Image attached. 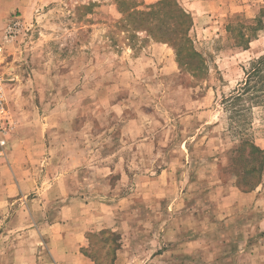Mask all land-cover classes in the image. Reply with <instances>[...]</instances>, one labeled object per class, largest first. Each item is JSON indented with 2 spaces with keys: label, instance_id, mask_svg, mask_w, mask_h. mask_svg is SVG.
<instances>
[{
  "label": "rangeland",
  "instance_id": "374dc122",
  "mask_svg": "<svg viewBox=\"0 0 264 264\" xmlns=\"http://www.w3.org/2000/svg\"><path fill=\"white\" fill-rule=\"evenodd\" d=\"M178 2L197 75L117 0H0V264H264V163H231L242 132L264 154V92L243 126L224 103L264 0Z\"/></svg>",
  "mask_w": 264,
  "mask_h": 264
},
{
  "label": "trees",
  "instance_id": "16d2710c",
  "mask_svg": "<svg viewBox=\"0 0 264 264\" xmlns=\"http://www.w3.org/2000/svg\"><path fill=\"white\" fill-rule=\"evenodd\" d=\"M117 1L121 11L125 12L126 21L141 27V30L155 41L172 46L178 65L191 68L193 75L199 73L200 59L187 36L191 18L178 0H159L146 6V9L132 7L129 0ZM147 23L150 24L149 27ZM263 92L264 57H260L251 62L245 71L244 78L234 91L224 98L226 107L231 110L232 118L234 117L238 125L243 126L244 111L260 103ZM240 136V142L234 149L235 154L231 158V163L240 169L241 178L237 186L242 189H253L260 182L264 154L260 147L244 139L243 132Z\"/></svg>",
  "mask_w": 264,
  "mask_h": 264
},
{
  "label": "built area",
  "instance_id": "2783aa9c",
  "mask_svg": "<svg viewBox=\"0 0 264 264\" xmlns=\"http://www.w3.org/2000/svg\"><path fill=\"white\" fill-rule=\"evenodd\" d=\"M11 124L9 109L5 104L4 91L0 84V152H3L7 135L12 127Z\"/></svg>",
  "mask_w": 264,
  "mask_h": 264
},
{
  "label": "crops",
  "instance_id": "0c3cea01",
  "mask_svg": "<svg viewBox=\"0 0 264 264\" xmlns=\"http://www.w3.org/2000/svg\"><path fill=\"white\" fill-rule=\"evenodd\" d=\"M4 168H6L5 166H3V164H1V162H0V169L1 170H4ZM14 182V178L13 177H11V179H10V181L8 180H6V182L9 184V183H11V182ZM3 181H1L0 183H2Z\"/></svg>",
  "mask_w": 264,
  "mask_h": 264
}]
</instances>
